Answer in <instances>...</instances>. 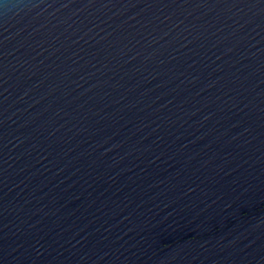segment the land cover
Returning a JSON list of instances; mask_svg holds the SVG:
<instances>
[{
	"label": "water",
	"instance_id": "1",
	"mask_svg": "<svg viewBox=\"0 0 264 264\" xmlns=\"http://www.w3.org/2000/svg\"><path fill=\"white\" fill-rule=\"evenodd\" d=\"M0 264H264V0H0Z\"/></svg>",
	"mask_w": 264,
	"mask_h": 264
}]
</instances>
